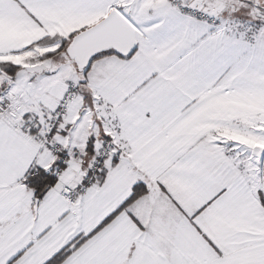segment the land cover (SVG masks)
Segmentation results:
<instances>
[{"label":"snow or ice","instance_id":"snow-or-ice-1","mask_svg":"<svg viewBox=\"0 0 264 264\" xmlns=\"http://www.w3.org/2000/svg\"><path fill=\"white\" fill-rule=\"evenodd\" d=\"M0 264H264V0H0Z\"/></svg>","mask_w":264,"mask_h":264}]
</instances>
